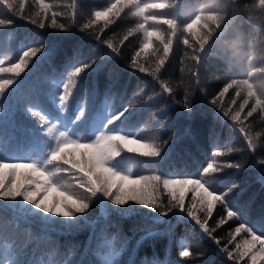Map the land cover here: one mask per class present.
Listing matches in <instances>:
<instances>
[{
    "label": "trees",
    "instance_id": "trees-1",
    "mask_svg": "<svg viewBox=\"0 0 264 264\" xmlns=\"http://www.w3.org/2000/svg\"><path fill=\"white\" fill-rule=\"evenodd\" d=\"M71 2L72 0H45V3L54 5L53 11L64 13L57 17V22L65 23L66 29L72 25L71 32L52 29L51 12L44 29L32 24L31 18L40 12L39 0H24L23 18L13 16L0 6V18L12 20L10 25L0 26V52L9 53L12 60L18 62L22 56L21 50H27L31 46H40L43 52H47L50 46L56 49L42 63L37 64V61L43 52L32 57L28 68L17 78V83L6 90L4 98H0V153L11 154L23 161L35 156L44 147L46 126L42 127L26 110L42 106L55 115L50 106V97L57 91L56 85L61 79L68 57L72 55L75 46L82 45V59L102 57L107 59V63L98 74L88 70L77 79V88L69 100L70 110L74 108L75 97L82 82L86 115L102 110L106 101L116 110L132 102L135 106L130 111L137 113L132 123L137 126L143 124V137L151 138L154 133L161 139L171 137L165 149V152L169 149L171 152L158 165H142L138 160L151 161L153 158L122 153L121 158L130 157L125 163L133 168L134 174L167 177L169 173H178L182 178L184 173L195 174L198 169L206 166L214 150L225 151L227 155L217 158L218 160L243 162L244 168L239 174L228 177L221 189L236 185L231 198L245 214L217 227L219 218L226 215L222 207L217 205L208 220L209 227L215 228L209 237L186 213H181L185 219L178 221L175 212L167 217H159V212H152L138 205L137 214L121 217L110 210L116 206L110 205L109 201L105 200L104 204H100L97 199H93L84 214L86 219L80 226L66 229L45 221L42 214L38 217L35 213H26L23 208L12 207L17 202L0 200V245L10 244L16 258L23 264H102V257L106 252L103 244L113 237L114 248L119 252L116 264H252L250 256L237 262L236 259H229L221 249L227 248L229 252L235 253L236 244L250 238L242 232L233 240L235 228L241 221L251 226L258 219L264 218V164L259 163L264 160V121L258 119L259 114L247 117L251 103L241 114L243 125L231 121L230 117H223L220 109L210 103L239 74H226L219 61L208 60L197 69L194 77H186L184 52L190 50L182 44L177 49L174 44L173 54L160 74L173 87V93H163L161 81L146 74L133 73L128 67L131 57L138 50L142 34L130 37L120 47V55L115 57L112 54L115 58L109 59L111 50L106 44H101L79 30L91 18L90 13L102 10L114 0H77V14L74 18L68 7ZM128 12L126 9L120 17L115 18V23L106 28L105 22L100 21L89 32L103 29L101 39L110 38L118 43L127 28L137 22L136 18L128 16ZM100 62L97 60V63ZM4 66L10 67L11 62L6 61ZM10 75L12 74L0 73L3 77ZM85 76L87 78L83 79ZM235 92L236 89H230L224 97L225 106L233 108V113L244 100L241 96L237 98ZM150 94L154 96L152 102L147 101V95ZM187 98L191 99V119L188 118L187 110L182 107ZM232 99H236L235 106L230 104ZM217 113L220 115L217 116ZM63 115L66 116L67 113ZM241 126L245 127V133H239ZM249 135L256 137L254 152L247 148L246 137ZM161 156H164L163 152ZM65 179L75 183L70 175H65ZM160 195L166 204L168 196L163 188ZM191 195L189 193L185 201L186 207ZM55 196V192L51 193V197ZM105 204L109 207L106 208ZM199 215L201 218L204 216L203 213ZM152 217H159L161 222ZM148 232L154 235L141 240ZM217 239L220 240L219 245L215 242ZM184 245L190 248L193 254L191 257L180 256ZM6 255L3 247H0V258H5ZM257 264H264V260H258Z\"/></svg>",
    "mask_w": 264,
    "mask_h": 264
},
{
    "label": "snow or ice",
    "instance_id": "snow-or-ice-1",
    "mask_svg": "<svg viewBox=\"0 0 264 264\" xmlns=\"http://www.w3.org/2000/svg\"><path fill=\"white\" fill-rule=\"evenodd\" d=\"M39 5L40 12L31 18L32 24L37 25L39 29H44L45 21L49 19V12H51V28L71 32L72 25L66 29L65 23L57 22V17L64 13L53 11L54 5L45 3V0H39ZM0 6L13 16L23 18L24 0H0ZM68 7L71 9V17L74 18L77 14V0H72ZM163 7L162 0H114L102 10H94L90 13L91 18L83 23L79 30L92 36L101 44H106V47L111 50L109 59L120 55V47L130 37L142 34L138 50L131 57L128 67L133 70V73L146 74L154 80L161 81L162 92L172 95L173 87L165 82L160 74L169 61L170 55L173 54L174 44L177 49L181 44L174 39L173 35L166 34L157 27V25L168 23L167 17L153 11ZM126 9L129 10L128 16L136 18L137 22L134 26L127 28L118 43H114L110 38L101 39L103 29L89 32V29L100 21L105 22V28L115 23V18L120 17ZM11 23L10 19L0 18V26ZM82 48V45L75 46L56 85L57 91L50 97V106L54 109L55 115L42 106H33L26 110L42 127L46 126L44 147L38 154L23 161L11 154L0 153V200L17 202L12 207L23 208L26 213H35L38 217L42 214L45 221L66 229H76L80 226L86 219L84 214L88 211L93 199H97L100 204H104L105 200L109 201L110 205L116 206L110 210L117 212L121 217L137 214L139 209L136 206L138 205L152 212H159V217H167L175 212L178 221L184 220L185 217L180 214L186 213V216L195 221V224L199 225L202 232L209 237L212 236L215 228L209 227L208 220L212 217L217 205H220L222 211L226 213L219 218L217 227L244 215L240 206H237L231 198L236 185L221 189V185L227 182L228 177L239 174L244 168L243 162L218 160L217 158L227 155L225 151L214 150L206 166L198 169L195 174L184 173L182 178L178 173H169L167 177L158 174H134L133 168L125 163L130 157L121 158L122 153H135L138 157L153 158L151 161L138 160V163L158 165L162 160L167 159L171 152L170 149L165 152L171 137L161 139L155 133L151 138L143 137L141 135L143 124L137 126L132 123L137 115L130 111L135 106L132 102L116 110L106 101L102 110L86 115V99L82 82L80 91L75 97L74 108L70 110L69 100L77 88V79L88 70L98 74L107 63V59L102 57L91 60L82 59ZM21 51L22 56L18 62L13 61L9 53L0 52V73L12 74L7 77L0 76V98H4L6 90L17 83V78L28 68L29 60L43 52V48L31 46ZM55 51V47L50 46L47 52H43L37 64L48 60ZM112 54H115V57ZM97 60L101 62L97 63ZM6 61L11 62L10 67L4 66ZM86 78V76L83 77V79ZM230 89H233V86L228 83L214 99H211L210 103L220 109L223 117H230L231 121L243 125L241 114L249 103L243 100L233 113V108L224 104V97ZM94 94L95 90H93ZM235 96L239 98V92H235ZM153 99V95H147L148 102H152ZM230 104L235 106L236 99H232ZM182 107L187 110L188 118L191 119V99H185ZM64 113L67 115H63ZM219 115L220 113H217V116ZM250 116L251 113L247 112V117ZM238 131L245 133V127H239ZM246 139L247 148L254 152L256 137L249 135ZM259 163L264 164V160ZM65 175H70L75 183L68 182ZM189 176L191 178H188ZM161 188L167 192L166 204L161 200ZM53 192L56 193L54 198L51 197ZM189 193L192 195L186 207L185 201ZM24 205L31 207L25 208ZM105 207L109 205L105 204ZM199 213L204 214L203 218ZM57 217L61 219H55ZM159 217H152V219L161 222ZM242 232L250 238L237 243L235 253L229 252L227 248L221 251L227 253L229 259H236L237 262L248 256L252 264H257L258 260H264V218L258 219L251 226L241 221L235 228L232 239L235 240V237ZM152 235L154 233L148 232L141 240ZM114 239L113 237L111 240H106L103 244L106 252L102 257V264H116L119 252L114 248ZM215 242L217 245L220 244L219 239ZM0 247H3L7 254L5 258H0V264H23L16 258L10 244L4 243ZM179 254L185 258L193 255L187 245L182 246Z\"/></svg>",
    "mask_w": 264,
    "mask_h": 264
},
{
    "label": "clouds",
    "instance_id": "clouds-1",
    "mask_svg": "<svg viewBox=\"0 0 264 264\" xmlns=\"http://www.w3.org/2000/svg\"><path fill=\"white\" fill-rule=\"evenodd\" d=\"M154 13L167 17L157 25L190 50L186 77H194L208 60L219 61L230 83L264 121V0H162ZM166 26V27H162ZM187 41V43H185ZM251 131V126H249Z\"/></svg>",
    "mask_w": 264,
    "mask_h": 264
}]
</instances>
